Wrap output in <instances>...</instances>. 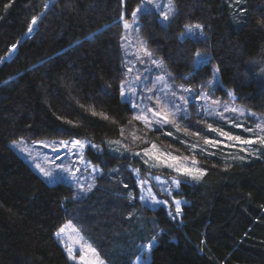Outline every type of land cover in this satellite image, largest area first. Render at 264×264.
<instances>
[{"label": "trees", "instance_id": "trees-1", "mask_svg": "<svg viewBox=\"0 0 264 264\" xmlns=\"http://www.w3.org/2000/svg\"><path fill=\"white\" fill-rule=\"evenodd\" d=\"M174 1L167 23L154 9L140 16L143 35L173 76L203 85L217 66L221 93L233 91L238 101L264 111V0ZM141 2L0 0V264H77L56 236L68 218L114 264H131L140 240L156 233L140 217L135 179L124 172L139 160L90 147L89 157L105 170L103 187L97 199L75 200L72 186L48 183L11 146L20 136L102 144L115 138L130 149L158 142L188 153L199 142L205 172L183 179L175 192L186 200L181 217L163 206L147 209L159 232L145 264H264V146L249 158L223 148L209 152L206 123L190 122L198 138L171 126L147 129L121 98L123 19ZM190 23L202 24L207 35L182 36ZM198 52L210 57L195 67ZM118 167L126 184L115 186L108 177Z\"/></svg>", "mask_w": 264, "mask_h": 264}, {"label": "rangeland", "instance_id": "rangeland-1", "mask_svg": "<svg viewBox=\"0 0 264 264\" xmlns=\"http://www.w3.org/2000/svg\"><path fill=\"white\" fill-rule=\"evenodd\" d=\"M169 7L174 11L168 19H165L163 13L167 12ZM47 8L48 5L44 10L46 11ZM148 9L156 10L161 21L165 23L173 17L177 10L174 0H142L132 12L131 17L123 19L122 63L124 78L121 81L120 91L122 100L128 101L132 106L134 119L137 116H146L147 121L151 122V126L145 120H135L142 123L147 129L171 126L186 135L196 137L197 134L190 129V124L203 123L205 125L206 123L207 126L211 125V128L208 127L211 135L204 142L208 140L216 143H207L205 150L212 152L215 148H223L224 151L234 152V158H249L251 155H257L259 149L264 145L242 144L230 140L226 136H221L219 133L225 132L231 136H239L242 140L254 139L255 135H264V131L256 128L257 124L264 128V111L253 110L238 101L233 91L221 93L217 89L220 79L217 66L214 77L203 85H193L176 79L169 71L163 57L152 49L141 31L140 16ZM195 25L201 27L193 28L192 32H189L188 29ZM206 35V31L200 23L187 24L182 33V36L192 37H205ZM143 49H146L151 55H146ZM198 53L202 55H196L195 67L210 57L209 53ZM233 108L237 111H230ZM150 109L151 111H149ZM157 111L161 112L160 116L154 115ZM164 115H167L172 123L158 124L157 121L162 122ZM236 125L241 126L237 127ZM249 128L253 129V132L245 131ZM77 140L80 141V145L72 143ZM197 143L194 144L195 147H191V151L188 153L158 142H151L142 149H130L115 138H108L102 144L79 137L30 138L20 136L10 142L11 146L48 183H66L72 186L74 191L71 197L75 200L97 199L99 197L97 188L103 187L101 181L105 170L101 164L92 161L89 157L88 149L90 147L99 152L107 149L114 154L139 160L138 163L130 162L125 165L124 172L125 175L131 174L135 179L139 203L142 206L140 217H147V222L155 228L156 233L159 232L157 218L147 209L163 206L172 217L180 218L186 200L178 197L175 192L180 189L183 179L198 180L205 172V167L198 155L201 154L200 147L202 146ZM176 168L191 169L193 174L177 172ZM117 170H119L117 176L113 175ZM121 170L122 167L110 170L108 178L115 186L120 183L126 184L124 172L122 176ZM201 172L202 175H200ZM128 195L129 199L134 201L135 188L130 189ZM117 196L124 198L123 193H118ZM177 201L179 202V213H177ZM62 228L64 231L60 232ZM156 233L147 241L140 240L141 251L131 264H145L151 260V248L157 241ZM56 236L70 260L77 264H100V262L114 264L112 255L108 257V254L101 253L91 239V235L84 231L75 218L66 219L57 230ZM93 249L95 251H92Z\"/></svg>", "mask_w": 264, "mask_h": 264}, {"label": "snow or ice", "instance_id": "snow-or-ice-1", "mask_svg": "<svg viewBox=\"0 0 264 264\" xmlns=\"http://www.w3.org/2000/svg\"><path fill=\"white\" fill-rule=\"evenodd\" d=\"M173 11H174L173 8L169 7L168 10H167V12L163 13L164 18L165 19H168L169 15ZM35 22L36 21L34 19L33 20V23H35ZM126 27H127V25H126ZM200 27H201L200 25H195L192 28H189L188 31L189 32H192L193 28L199 29ZM143 51L145 52L146 55H149V56L151 55V53H149L146 49H143ZM200 55H202V54L197 53V56H200ZM122 95H123V93H122ZM181 99H183V98H181ZM133 107H135V105H133ZM226 110H228V109H226ZM149 111H151V109ZM230 111L236 112L237 110L235 108H233V109H230ZM154 115L160 116L161 115V112L160 111H157V112L154 113ZM241 115H243V114L241 113ZM135 119L145 120L148 123V125L151 126V122L150 121H147V117L146 116H137V117H135ZM157 123L158 124H160V123H172V121L168 119V116L167 115H164L163 121L161 122V121L158 120ZM236 126L237 127H240L241 125H236ZM208 127L211 128V125H209ZM256 128L257 129H260L261 131H264V128H262L261 125H259V124L256 125ZM212 130L213 131H216L215 129H212ZM245 131L251 133V132H253V129L249 128V129H245ZM219 134L221 136H226L230 140L238 141V142H240L242 144H248V145L260 144V145H264V135H255V138L254 139L242 140L241 137H239V136H231V135H229L228 133H225V132H220ZM169 135H170V133H169ZM72 143L74 145H80V141H78V140L77 141H72ZM205 143H216V142L206 140ZM193 147H195V146H193ZM41 171H43V169H41ZM176 171L177 172L186 173L188 175H192L193 174V170H191V169L176 168ZM197 171H199V170H197ZM44 174L47 175V173H44ZM202 174L203 173L201 172L200 175H202ZM179 210H180L179 209V202L177 201V213H179ZM63 231H64L63 228L60 229V232H63ZM92 251H95V250L93 249ZM100 264H102V262H100Z\"/></svg>", "mask_w": 264, "mask_h": 264}, {"label": "water", "instance_id": "water-1", "mask_svg": "<svg viewBox=\"0 0 264 264\" xmlns=\"http://www.w3.org/2000/svg\"><path fill=\"white\" fill-rule=\"evenodd\" d=\"M48 9V8H47ZM43 13H45V10H44V12ZM32 33H34V30H33V32ZM32 33H29V31L27 32V34L25 35V37H27V36H29V35H31ZM25 37L23 38V39H25Z\"/></svg>", "mask_w": 264, "mask_h": 264}]
</instances>
